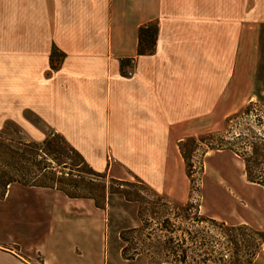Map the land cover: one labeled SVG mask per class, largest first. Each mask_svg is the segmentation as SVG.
<instances>
[{
	"label": "crops",
	"instance_id": "obj_1",
	"mask_svg": "<svg viewBox=\"0 0 264 264\" xmlns=\"http://www.w3.org/2000/svg\"><path fill=\"white\" fill-rule=\"evenodd\" d=\"M243 2L255 0H0V130L17 125L37 142L57 132L95 171L148 178L181 158L193 125L221 115L235 53L264 19ZM150 22L156 49L141 56ZM9 238L0 264H62L56 240Z\"/></svg>",
	"mask_w": 264,
	"mask_h": 264
},
{
	"label": "rangeland",
	"instance_id": "obj_2",
	"mask_svg": "<svg viewBox=\"0 0 264 264\" xmlns=\"http://www.w3.org/2000/svg\"><path fill=\"white\" fill-rule=\"evenodd\" d=\"M254 6L263 9L264 0L235 5L240 12L243 8L252 11ZM247 42L235 53L234 82L224 94L221 115L209 117L201 126L193 125L192 135L185 138L193 164L190 172L179 149L181 158L160 164L159 171L146 179L140 173L129 172L122 181L130 184L121 185L107 174L104 179L91 178L83 167L84 174L77 180L81 192L75 193L92 195L96 202L70 199L52 189L29 190L36 187L12 184L9 188L25 190L21 194L13 192L4 201L6 195L0 194V238L30 241V245L38 244L40 238L56 240L62 264H180L177 260L183 250L187 251L183 264H202L204 259H211L206 264L252 262L248 253L253 250L248 245L257 244L258 236L251 230L241 232L245 237L240 238L242 252L237 255V248L214 223H248L264 231V188L247 181L240 157L228 150L210 149L225 140L242 150L244 142L264 136V19L255 20V30L250 31ZM0 131L14 148L30 140L17 125H7ZM239 135L242 138H237ZM190 138L199 142H191ZM53 166L62 170L56 163ZM103 187L125 191L128 198L122 194H107L104 198ZM188 232L197 237V242H192ZM184 237L185 245L175 253L178 244L170 239ZM204 239L205 246L200 244ZM221 254L227 255L226 261H218ZM255 264H264V243Z\"/></svg>",
	"mask_w": 264,
	"mask_h": 264
},
{
	"label": "trees",
	"instance_id": "obj_3",
	"mask_svg": "<svg viewBox=\"0 0 264 264\" xmlns=\"http://www.w3.org/2000/svg\"><path fill=\"white\" fill-rule=\"evenodd\" d=\"M159 33V26L157 22H150L140 27L139 29V49L138 54L143 55H153L156 49L157 39ZM56 51L53 52V57L56 55ZM252 105L248 106L245 112H250ZM237 138H242V135H239ZM0 194L5 196L9 187L12 184H21L25 187H36V188H45L52 189L57 192H62L70 199L78 198H87L92 199L96 202L95 198L92 195H84L81 193H75V191L81 192V186L77 180L81 179L83 172V167L87 168V174L91 178H106V174L99 173L95 171L85 160L83 155L75 149L64 136L57 132L47 133L44 140L37 141H21L20 147L14 148L13 145L9 143L11 140L5 138V133L0 131ZM202 140V139H201ZM200 140V141H201ZM191 142H199V139L190 138ZM203 141V140H202ZM187 141L183 140L179 144V149L181 154L186 162L187 169L189 172L193 168L192 162L189 160L188 152L186 150L185 143ZM244 146L242 150L237 148L234 143L231 141H221V145L217 147H211V150L224 151L228 150L238 157H240L245 166V175L247 181L258 185L264 188V136L257 137L254 142L246 141L243 143ZM61 156H64V160L61 159ZM66 160H71V163H68ZM56 163L59 167H62L61 171H57L56 166L53 164ZM30 165V168H27V165ZM78 172L79 174H76ZM20 174L18 175L15 174ZM94 182L93 179H90ZM114 181L119 182L123 185L128 183L126 181L113 179ZM140 183V182H138ZM142 184V183H140ZM107 194H122L125 198H128V195L125 191H107L103 187L102 195L104 198ZM101 208L102 206H97ZM169 224V223H163ZM219 224L223 229L226 237L230 239V242L235 246L236 253L242 252V247H240L241 239L245 235L241 232L251 230L252 233L257 237V244L253 246L248 245L250 253H248L250 261L249 264H255L258 255L262 251V245L264 243V231L250 227L248 224L240 225H228L227 223H214ZM167 228V227H166ZM176 230H172V234H175ZM189 238L192 242H197V237H193L192 233L188 232ZM172 243L177 242L175 253L178 251V248H181L186 243V238H179L175 240L171 238ZM123 241L126 240L123 238ZM246 242V240H243ZM180 243H183L179 245ZM251 243L247 241V244ZM205 246L206 242L200 243ZM256 245V246H255ZM126 247H123V254L125 253ZM178 255V254H176ZM205 255H211L210 253ZM221 258L218 259L219 262L226 261L224 258L227 256L221 254ZM177 262L183 264L187 261V251L183 250L182 255L178 257ZM211 259H204L202 264H206L207 261ZM239 260V259H238ZM238 262L242 263L241 260Z\"/></svg>",
	"mask_w": 264,
	"mask_h": 264
},
{
	"label": "built area",
	"instance_id": "obj_4",
	"mask_svg": "<svg viewBox=\"0 0 264 264\" xmlns=\"http://www.w3.org/2000/svg\"><path fill=\"white\" fill-rule=\"evenodd\" d=\"M137 66L136 58H131L128 60V65L125 68V75L127 77H132L135 73V68Z\"/></svg>",
	"mask_w": 264,
	"mask_h": 264
}]
</instances>
